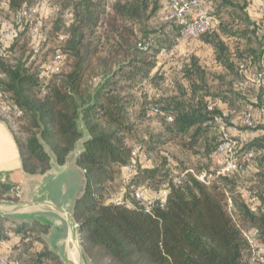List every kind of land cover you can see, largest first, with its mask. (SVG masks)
<instances>
[{"label": "trees", "instance_id": "16d2710c", "mask_svg": "<svg viewBox=\"0 0 264 264\" xmlns=\"http://www.w3.org/2000/svg\"><path fill=\"white\" fill-rule=\"evenodd\" d=\"M36 1L0 0V33L2 22ZM161 1L52 0L70 10L71 23L64 32L58 20L46 32L39 29L46 37L41 49L65 34L54 51L61 55L58 72L49 76L35 66L38 50L26 27L0 39V95L9 106L0 107V122L28 176L46 174L52 162L63 166L80 150L76 165L85 185L74 219L91 264H257L243 233L256 230L264 246V114H255L264 88L238 83L240 65L254 72L264 64V19L251 20L249 0H212L216 29L178 43L180 27L157 22ZM194 40L211 48L213 66L179 52L183 41ZM162 83L169 95L159 92ZM209 105L212 113L229 114L237 132L247 135L233 136L239 153L254 157L243 171L206 185L195 173L214 172L221 142L207 125ZM151 108L164 116L148 117ZM245 114L252 115L250 127L241 123ZM134 150L136 169L128 173ZM120 183L124 190L115 198ZM163 188L162 208L146 211L135 200L138 190ZM12 189L0 185V200L18 201ZM246 191L256 198L254 207ZM9 233L20 242L7 264H61L44 243L47 227L0 226V242Z\"/></svg>", "mask_w": 264, "mask_h": 264}, {"label": "crops", "instance_id": "0c3cea01", "mask_svg": "<svg viewBox=\"0 0 264 264\" xmlns=\"http://www.w3.org/2000/svg\"><path fill=\"white\" fill-rule=\"evenodd\" d=\"M249 1L248 14L252 21L257 20L260 18L258 9L263 6L264 0ZM195 48L197 50L193 52ZM178 50L181 54L195 53L206 66L214 65L211 48L199 41H183ZM232 135L243 138L247 136L240 132ZM79 153L80 150L74 152L68 163L58 166L57 171L50 169L39 177L28 176L22 168L18 148L9 128L0 122V185L19 187L18 201L0 200V226L7 229L9 226L36 223L47 227L48 233L43 236L44 243L51 253L57 255L60 263L59 255L67 252L68 225L65 218L47 210L42 203L47 200L66 211L70 210L74 218V206L83 194L85 185L84 173L76 165ZM19 242L18 235L9 233L0 242V258H10ZM35 247L39 250L42 245L36 242ZM81 247L84 249L83 245Z\"/></svg>", "mask_w": 264, "mask_h": 264}, {"label": "built area", "instance_id": "2783aa9c", "mask_svg": "<svg viewBox=\"0 0 264 264\" xmlns=\"http://www.w3.org/2000/svg\"><path fill=\"white\" fill-rule=\"evenodd\" d=\"M44 1L41 0L39 4L33 7H25L19 13V18H25L43 11ZM212 0H162V12H164L163 19L165 21L175 22L180 27V37L177 42L180 43L184 39H197L204 33L216 29L217 20L212 14L210 5ZM258 14L264 19V5L258 9ZM69 17H71L69 15ZM39 23L37 22L31 29V35L33 38L38 37ZM264 27V24H263ZM16 29L14 24H4L0 33V39H6L14 36ZM63 40V37L59 38ZM264 45V36L262 39ZM36 52V50H34ZM165 53V50H161V54ZM61 61V55L57 53L53 59L44 66L41 75H48L58 72V65ZM239 71L242 75L241 81L238 86L245 88L246 86H252L255 88H264V64H261V69L256 73H252L246 69L244 65H240ZM261 106L256 110L257 116L264 114V91L261 94ZM0 107L8 111L9 106L2 101L0 95ZM208 111L213 112V106H208ZM154 115L164 116L163 113L155 108H151L147 111V116L152 117ZM168 121H172L171 117L167 118ZM227 123V124H226ZM241 123L250 127L252 125V115L245 114L242 117ZM207 125L217 129L221 135V142L218 145L216 151L213 154L214 158H217V166L214 172H201L196 175V178L208 185L212 179L216 177H225L235 172H241L249 165L254 157L253 151H247L239 153L241 142L234 139L232 133L237 132V128L234 125V121L229 119V114L223 112L221 114L212 113L210 119L207 121ZM139 157L137 150L132 152V161L127 168L128 173H132L136 169V158ZM146 167L147 163H143ZM19 196V187H13L11 190ZM245 194L250 198L249 202L252 207L256 204V198L251 196L249 191ZM135 200L145 204V210L150 211L152 207L158 206L164 207L167 202L168 190L163 188L156 193H146L144 190H138L135 192ZM117 203V200L113 201ZM244 237L251 250V261L257 262V264H264V246L257 239V231L254 229H248L244 231ZM0 264H7L6 259L0 258Z\"/></svg>", "mask_w": 264, "mask_h": 264}, {"label": "rangeland", "instance_id": "374dc122", "mask_svg": "<svg viewBox=\"0 0 264 264\" xmlns=\"http://www.w3.org/2000/svg\"><path fill=\"white\" fill-rule=\"evenodd\" d=\"M45 1H44L43 11H41L40 13H37V14H34L32 16L25 17V18L21 17L20 20H18V18H19V14H18L16 16L12 17V19L5 20L4 22H2L3 25L7 24V23L14 24L15 29H18V30L19 29L23 30L26 27L27 37L30 39L29 42L31 44V47L38 50L37 55L39 57H38V61L36 62L35 66H37V67L42 66L40 68V74L42 73L44 66L47 65L53 59V57L57 54L56 53L57 50L60 49L57 42L60 43V41H62V40H60L59 38L60 37L65 38V36H64L65 34L60 33V36L58 38L59 40H57V42H55V43L51 42V44L49 46L45 47L44 49H41L43 39H46V37H45V35H42L40 33V35L38 37L33 38L31 35L32 27H34V25H36V23L38 22L40 24L39 29L41 28V30L43 29L44 32H46V30H48L51 27L52 23H54L55 20H58L61 24V27L64 29L63 30V32H64L66 30V27H68L69 24L71 23V17H69L71 12L68 8L62 7V4L54 6V4H52V0H47L46 2ZM40 2H41V0H37L30 7L36 6ZM158 16H159V18H157L158 19L157 22L161 23V20L164 17V12L160 11V14ZM9 43L7 42L6 45H8ZM196 50H197V48H195V50L193 52H196ZM54 51H56V52L54 53ZM210 67H211V65H210ZM61 68L62 67H60L59 70H61ZM213 73L221 74L222 72L216 70ZM49 75H51V73L48 75H43V76H49ZM158 90H159V92H162L164 95H169V93H170V88H167L165 85H163V83L160 85ZM150 127L153 131H158L160 129V126L156 122L151 123ZM171 151L174 152L173 149ZM144 160L145 159L142 158V161H144ZM144 163H146V162H144ZM195 174L197 175L199 173H195ZM123 190H124V188L120 183L119 186L115 189L114 197L116 196L115 198H119L120 194L122 193Z\"/></svg>", "mask_w": 264, "mask_h": 264}, {"label": "water", "instance_id": "95a60500", "mask_svg": "<svg viewBox=\"0 0 264 264\" xmlns=\"http://www.w3.org/2000/svg\"><path fill=\"white\" fill-rule=\"evenodd\" d=\"M72 154L68 157L66 160V163H68L69 159L71 158ZM65 163V164H66ZM58 166L52 162L51 169H54L57 171ZM42 206H44L47 210L57 213L61 215L63 218H65L68 229H69V235L67 240V252L65 254L59 255L61 258V263L63 264H91L85 250L81 247L83 245L80 237V226L76 222V220L73 218V214L70 210L62 209V207L56 206L54 203L49 202L45 200L42 203Z\"/></svg>", "mask_w": 264, "mask_h": 264}]
</instances>
